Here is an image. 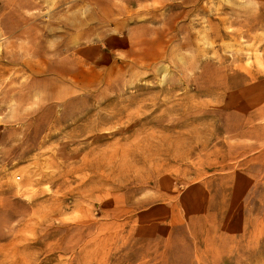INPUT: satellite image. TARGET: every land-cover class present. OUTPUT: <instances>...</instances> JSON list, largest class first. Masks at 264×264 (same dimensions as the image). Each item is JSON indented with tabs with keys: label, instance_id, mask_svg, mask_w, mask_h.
<instances>
[{
	"label": "rangeland",
	"instance_id": "obj_1",
	"mask_svg": "<svg viewBox=\"0 0 264 264\" xmlns=\"http://www.w3.org/2000/svg\"><path fill=\"white\" fill-rule=\"evenodd\" d=\"M0 264H264V0H0Z\"/></svg>",
	"mask_w": 264,
	"mask_h": 264
}]
</instances>
